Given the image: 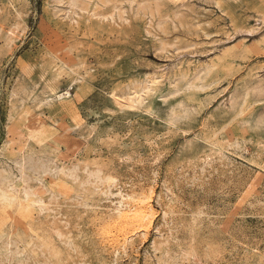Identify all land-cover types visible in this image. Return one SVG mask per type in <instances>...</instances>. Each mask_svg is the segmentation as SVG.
Returning <instances> with one entry per match:
<instances>
[{
	"label": "rangeland",
	"instance_id": "obj_1",
	"mask_svg": "<svg viewBox=\"0 0 264 264\" xmlns=\"http://www.w3.org/2000/svg\"><path fill=\"white\" fill-rule=\"evenodd\" d=\"M0 193V264H264V0H0Z\"/></svg>",
	"mask_w": 264,
	"mask_h": 264
},
{
	"label": "bare ground",
	"instance_id": "obj_2",
	"mask_svg": "<svg viewBox=\"0 0 264 264\" xmlns=\"http://www.w3.org/2000/svg\"><path fill=\"white\" fill-rule=\"evenodd\" d=\"M206 17V16H205ZM200 20V19H199ZM52 88V87H51ZM53 89V88H52ZM55 90V89H54ZM53 92V91H52ZM68 95V93H66ZM65 93H60V92H56V95H58L57 97L59 98H62L66 95ZM140 97H138L139 99ZM58 158V157H57ZM21 176V175H20ZM21 180V179H20ZM17 193V192H16ZM19 193V192H18ZM26 192H24L25 194ZM9 194V193H8ZM30 194V193H29ZM145 194V193H144ZM143 194V195H144ZM148 194V193H147ZM146 194V195H147ZM17 195V194H16ZM28 195V193H27ZM110 195V194H109ZM118 202H116V200L114 201L113 199H111L110 196L107 195V199L110 200L111 203H116L115 207L113 208V215L111 216L113 223L115 226H110L111 228H113V230L116 228L118 229L117 231L121 232V231H124V227L123 225L124 224H135V223H141L146 220V218H148V215L151 213L148 214L149 212V209L152 208L151 206V199H136V200H133L134 198L130 197L129 195L127 194H123V193H119L118 192ZM144 195V196H146ZM9 196V195H8ZM6 194L4 193H0V204L1 203H5L7 206L11 205L12 206V201H13V197L10 199V197H8ZM19 196V195H18ZM16 197L17 198V201L16 203H14L13 205H17V207H20L22 206L23 202L22 200H27V199H21L19 197ZM31 196V195H30ZM23 197V196H22ZM29 198V195L27 196ZM152 197V196H151ZM148 198V196H147ZM126 199H130L132 200L131 202H129V200H126ZM106 200V199H105ZM6 206V207H7ZM15 207V206H14ZM10 208V207H9ZM8 208V209H9ZM107 209V208H106ZM153 209V208H152ZM105 214V213H104ZM107 214V213H106ZM150 216V215H149ZM101 217V216H100ZM105 218V217H104ZM96 219V218H95ZM100 219V218H99ZM105 220V219H104ZM148 220V219H147ZM103 221V220H102ZM151 221V220H150ZM147 222V221H146ZM112 223V224H113ZM110 224V223H108ZM106 224V226L108 225ZM144 224V223H143ZM103 225V224H102ZM133 226V225H132ZM139 226V225H138ZM141 226V225H140ZM139 226V227H140ZM102 227V226H101ZM115 227V228H114ZM137 227V226H136ZM107 229V228H105ZM115 229V230H116ZM135 229V228H134ZM137 229V228H136ZM108 230V229H107ZM101 231V230H100ZM106 232V231H105ZM110 232H113L112 230ZM115 232V231H114ZM103 234V233H102ZM108 234V233H107ZM111 234V233H110ZM120 234V233H119ZM109 235V234H108ZM112 235V234H111ZM104 236V235H103ZM114 236V235H113ZM115 236H118V235H115ZM102 237V236H101ZM125 239H127V235L125 234L124 235ZM123 238V237H122ZM114 239V238H113ZM129 239V238H128ZM102 241V240H101ZM120 241V240H119ZM119 243V242H118ZM121 244V243H120ZM122 248V247H121Z\"/></svg>",
	"mask_w": 264,
	"mask_h": 264
}]
</instances>
